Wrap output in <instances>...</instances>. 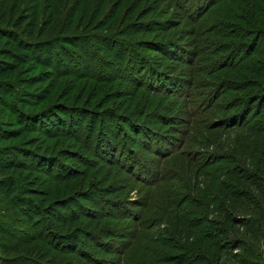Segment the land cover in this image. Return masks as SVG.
Returning a JSON list of instances; mask_svg holds the SVG:
<instances>
[{"label": "rangeland", "instance_id": "rangeland-1", "mask_svg": "<svg viewBox=\"0 0 264 264\" xmlns=\"http://www.w3.org/2000/svg\"><path fill=\"white\" fill-rule=\"evenodd\" d=\"M179 1L0 0V26L5 27L11 12H15V16L37 13L38 28L42 26L46 32L51 18L59 21L57 31L51 34L59 39L61 35H68L63 23L70 21V16L74 15V25L80 26L82 22L79 34H87V42L61 45L65 50L58 46L54 48L55 68L27 61L21 63L22 53H12L16 57L6 60L12 68L0 75V81L13 80L14 85L31 95H46L51 91L47 102L41 101L35 106L18 105V110L23 107L30 115L49 103L54 106H80L86 113L85 119L82 117L83 126H91L97 136L99 131L104 134L106 122L110 123V120L105 116L96 117V114L102 109H113L122 117L119 122L114 120L108 123L107 128L113 129L118 125L132 138L133 145L141 146L134 148L131 143H125L114 152L106 143L107 138L101 135L100 146L94 152L95 135L88 139V147L86 144L76 147L66 144L68 141L74 142L73 137L51 139L33 130L26 132L22 140L15 144L19 148L38 149L52 156L54 164L51 161L43 164V169L51 168L50 173H41L38 177L40 185L45 186L44 190L49 186L50 190L55 191L58 184L63 185L60 190H65L63 200L66 203L56 210L65 218L56 219L43 213L39 217L42 223L38 225L44 234L43 237L41 234L37 236L26 218L18 213L19 210L12 208L13 205L0 194V220L11 229L8 234L13 239L22 232L26 233V237L33 233L35 235L31 237L32 241L19 245L14 252L2 245L15 241L0 234V258L16 257L15 262L10 264H166L160 261V254L164 250L159 232L166 228L173 234L179 212L175 205H167L169 200H187L182 207L181 222L187 218H198V200L201 202L202 198L208 212L204 216L210 220L218 218L215 211L217 205L210 201L214 197L220 200L218 187L214 185L222 175L221 171L230 166L227 163L222 165L226 168L221 163L212 165L207 159L209 155L220 152L217 146L230 144L235 138L238 139V135L244 137L246 132L241 126L224 128L217 125L220 119H233L241 111V105L232 107L230 103L233 98H240L237 89L226 90L217 98L210 91L217 77L218 81L229 79L232 82V75H236L234 68L221 71L219 62L221 56L225 58L228 55L231 47L240 45L244 40L239 36L228 38L231 29L237 31L240 27L229 10L234 0H194L198 8L194 13L190 12L191 16ZM236 31L232 32V36ZM39 52L40 57L46 56L45 49ZM241 53L237 51V58ZM244 63L246 60L241 64ZM26 80L28 83H25ZM138 86L141 92L136 102L142 100L144 93H149L154 96L150 100L159 105L154 109L155 118L145 119L146 127H139L141 135H136L133 127L129 126V120L124 119L130 112L126 110L127 103L115 95L119 88L131 91ZM172 107L175 108L173 112ZM56 110L53 111L55 117L64 116L56 113ZM3 112L4 109L0 108V122H8L10 112L6 116ZM130 114L133 117L136 115ZM11 120L13 124L5 123V127L16 128L14 119ZM257 121L258 117H253L248 123ZM27 123L33 126L31 129L39 126L29 120ZM85 131L80 133V139L85 138ZM109 139L112 140V135ZM96 152L107 157L114 154L115 161H123V167L103 162ZM120 153L122 155L119 157ZM198 163L201 172L199 178ZM129 165L135 175L129 173ZM219 167L222 169L218 170ZM58 172L66 177L56 179L60 177ZM116 175L120 177V184L116 183ZM221 181L226 183L230 179L224 175ZM113 185H116L114 189H118L117 193L105 195L104 189ZM243 190L248 197L250 188ZM87 211L102 216L101 229L87 230L95 234L94 238L85 231L75 232V228H82L78 223L73 226L74 230L66 226L64 230L60 228L66 220H72L70 216L73 213L84 222ZM246 213L243 205L239 206L236 218L242 219ZM224 224L222 227L226 233L215 234L220 243H214L213 251H210V246L198 248V243L204 244L206 241L205 237L198 239V235L193 234L188 239L194 243L191 251L202 259L197 258L193 264H242L244 257L256 260L253 254L245 250L250 244L253 249L261 245L256 251L260 253L258 262L252 264H264L263 236L250 243L245 240L249 238L246 227L240 228L238 233V230L232 231L229 225ZM48 232L59 237L61 235L60 243L51 241L46 236ZM68 232L75 238H71ZM87 238L94 242L87 241ZM238 240L243 245L236 248L234 242ZM164 249L167 254L170 253L168 248Z\"/></svg>", "mask_w": 264, "mask_h": 264}, {"label": "trees", "instance_id": "trees-1", "mask_svg": "<svg viewBox=\"0 0 264 264\" xmlns=\"http://www.w3.org/2000/svg\"><path fill=\"white\" fill-rule=\"evenodd\" d=\"M234 1L235 2L232 3L229 10L232 14V18L235 17V19L240 23V27L237 28V31L236 29L234 30V28L231 29L228 38L231 39L239 36V39H243L244 42H241V44L236 47H231L225 58L221 56L219 68H221V71L231 70V68H234L237 76L234 74L232 75V82L229 79L218 81L217 77V82L213 83V90L210 91V93L217 98L221 94H224L226 90H230L231 88L237 89V92L240 93V98L235 97L230 103H232V107L233 105H241V111L233 117V119H220L217 125L224 128L241 126V128H244L246 134L244 137L243 135H238V139L235 138L234 141H231L232 143L230 142V144L217 146L220 151L218 152V154L220 153L219 155L215 154L214 156H208L207 160L209 163H212V165L221 163L222 166L227 163L230 166L228 168L222 166L223 168H226V170L223 169V171H221L222 175L219 180L217 178L216 184L214 185L215 188L216 186L218 187V194L221 196V201L218 199L216 200L215 197L210 201L215 202L217 205L215 210L218 212L217 219L210 220L204 216L206 214L208 215V212L205 210L206 202L202 197H200L202 198L201 202L198 200V218L193 220L187 218L184 222H181L180 218L182 215L183 204L186 203L187 200L171 199V201L169 200L167 202L168 206L169 204L170 206L173 204L178 207L179 212L175 218L176 220L174 222L173 234L166 228L160 229L159 232L162 239L161 245L164 250L162 253L164 254L165 252L164 248H168L170 252L169 254L166 252L164 255L160 254V261L166 264H193L197 258L201 261V256L199 254L197 256L195 252L191 251V247H193L194 243L188 239L191 238L193 234H197L198 239L205 237L206 241L204 244L198 243V248L201 249L206 246H210V251H213L212 249L214 247V243H220L215 234L226 233L224 227H222L224 223L225 226L229 225L232 231L235 229L238 230V233L240 232V228L246 227V231L249 233V238L245 240L250 241V243L260 237L262 238V236L264 238V0ZM179 2L181 6H183V9L189 13L188 16H191L190 12L194 13L196 8H198V6L194 4V0H190L188 3L182 2L181 0ZM56 6L57 5H55V7ZM37 20V13H34L31 16L29 14L15 16V12H11L7 18L5 27L0 26V75H3L6 71H8V69L12 68L11 65L7 64L6 60L11 58L14 59L16 56L13 54L16 52L22 53L20 58L21 63H26L27 61L33 62L36 65H44L49 68H55L56 60H54V55L56 54H53L55 47L58 46V48H62L61 45L66 46L68 44L77 43L78 41L81 43L87 42V34H79L78 32L82 22L80 26H77V23V25H74V15L72 17L70 16V21L63 23L66 25L65 30L67 32L65 34L68 35H61L60 37H62V39H60V37L58 39L57 36H51L53 32L57 31L59 21L56 22L55 18H51L48 24L49 30L46 32L47 30L41 28L42 26L38 28ZM234 31H236L235 36H232V32ZM46 33L47 35L43 37ZM40 49H45V51H47L45 52L46 56L43 58L38 55L41 54L39 52ZM62 49L65 50V48ZM237 51L242 52V57H240V55L237 58ZM245 60L246 63L241 64ZM63 71L66 70L63 69ZM225 73L226 72H224V74ZM25 83H28V81L26 80ZM140 92L141 89L139 86L135 87V89L131 91H128L127 89L122 90L121 88L115 91V95L117 96L116 98L127 103L126 110H129L130 112L129 114H124V119L126 121L129 120V126L131 125L130 127H133V132L136 135H141L142 133L141 130L139 131V129H141L139 127H146L144 126L145 119L147 120L149 117L151 119L155 118L156 111H154V109L159 106L153 99L150 100L154 96H151L149 93H144L141 97L142 100L136 102L139 98ZM49 93L51 94V91H49L46 95H31L30 92L14 85L13 80L0 81V108L4 109V116L10 112V120L7 119L6 121L8 122H0V194L7 202L13 205L12 208H17L19 210L18 213L26 218L27 222L31 225V227H33L31 228L32 231H36L34 232L36 233L35 235L38 236V234H41L42 237V234L44 233L40 230L41 228L38 225L42 223V221L39 220L40 216L47 214L49 217H54L56 219L59 217L65 218L62 217V215H60L56 210L57 207H62L61 205L66 203L65 199L63 200L65 190H60L63 187L61 184H58V186L55 187V191L50 190L49 188L51 187L49 186L48 189L44 190L43 187L45 186L40 185L41 181L38 175L41 173H50L51 168L49 167L48 169H43V164L51 161L52 156L46 154L47 152L39 151L38 149L33 151L29 148H19L15 143L21 141L23 135L30 130L39 132L51 139L58 138L62 140L63 138V140H65L68 136L69 138L73 137L75 138V141H68L66 144L70 146L75 145L76 147L81 145L84 146V144L88 147V139L95 135L94 131L90 128L91 126H83L82 117L85 119L84 115L86 113L80 106H54L52 103H49L45 104L44 108L38 109V111H34L32 113L29 112L30 115L23 109L24 106H29L31 104L35 106L41 101L47 102L50 97ZM141 101L143 102L140 105ZM18 105H23L22 110H18ZM54 109H57L56 113H61L64 116L58 117L57 115L55 117V114H53ZM174 110L175 108L172 107V112ZM104 113L107 114L104 115ZM130 113L134 115L136 114L135 117H133ZM102 116L108 118L110 123L114 120L119 122L120 117H122L121 115L115 113L113 109H109V111L107 109H102V111L96 114V117ZM131 117L135 119V121L132 120ZM253 117H258L259 121L255 123H248V120ZM11 119H14L17 125L16 128L8 126L5 127V123L10 122L13 124ZM28 120L30 123H38V128L36 126L37 129H31L33 126H30L27 123ZM157 122H162V120H157ZM108 123L109 121L106 122V128ZM133 125H135L136 128ZM113 127V129L105 128L103 131L104 134H100L101 132L99 131L97 136L95 135L96 140L93 141L94 152L98 149V146H100L101 135L107 138L105 141L112 147L114 152L117 151V148H119L120 145L122 146V144L123 146L126 145L125 143H127V145L129 143L132 144V138L126 135V133L120 129L118 125ZM83 130H86L85 138L80 139V133H83ZM145 133L147 134V131ZM109 134L112 135V140L109 139ZM123 139H126V141H123ZM111 141L113 142L111 143ZM132 147L139 148L141 146L138 144H132ZM113 155L112 157H107L104 154L99 155L97 153V156L101 157L103 162L116 164V167H123V161H115L114 158H116V156ZM121 155L122 153H120L119 157ZM51 163L53 162L51 161ZM130 166L131 165L128 167L130 168L129 173L135 175L134 169ZM199 166L200 163H198V178L201 175V172H199ZM222 167L217 169L220 170ZM58 173L60 177L58 176L56 179L59 180L60 178L66 177L60 172ZM224 175L225 177H228L230 181H227L226 183L221 181V178H223ZM114 178L117 179L116 183L120 184V177L116 175ZM244 184H246L244 186L245 190L250 188L248 197H246L247 195L243 190L244 188L240 189ZM39 185L42 188H39ZM115 187L116 185L105 188V195L108 196L109 194L117 193L118 189L115 191ZM224 202L225 204H223ZM242 205L244 211L247 212L244 216L246 217L247 215L248 217H244L242 219L236 218V209H238L239 206L242 207ZM211 211L212 210H210V212ZM84 214H86L84 222H81V218L79 216L76 217V214L73 213L70 216L72 217V220L69 222L66 220L65 223L61 224L60 228L64 230L66 226L68 229L74 230L73 226L78 223L80 224L79 227L82 226L83 229L75 228V232L85 231V233L92 235L94 238L95 234H93V232H87V230L89 231V229H91L92 231H97L98 229H101L100 218H102V216L96 215L93 211H87V213ZM221 218H223V221ZM82 223L86 225H83ZM0 228L2 229L0 230V234H3V236H7L8 238H12V241H15V243L12 242L10 244L8 243L2 245L3 248L9 251H17L19 245L27 243L28 240L32 241L31 237L35 236L34 233H28L31 235L26 237V233L22 232L18 233V236H15L16 239H13V236L11 237V235H9V231H11V229L8 228L1 220ZM46 234L51 241L59 242L63 238L61 235L59 237L51 232ZM68 235H70L71 238H75L72 236V233L68 232ZM66 240L70 239H65V241ZM87 241L91 243L94 242L91 238H87ZM234 245V247L239 248L243 244H240L238 240V242H234ZM104 246L106 247V245ZM251 246L252 244L248 247L246 246L245 250L249 252V254H253L256 257V260H249L247 257H244L241 259L242 264H252L254 262H258L260 253H257L256 251L260 249L261 245L254 249ZM105 249L103 252H105ZM15 258L8 259V257H1L0 264L13 263L15 262ZM153 260H155V258H153ZM140 264L149 263L140 262Z\"/></svg>", "mask_w": 264, "mask_h": 264}]
</instances>
